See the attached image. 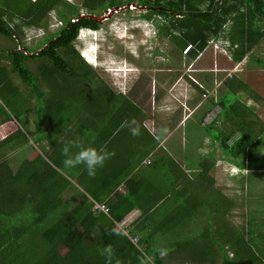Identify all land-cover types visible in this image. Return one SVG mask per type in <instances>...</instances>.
<instances>
[{"label":"trees","instance_id":"trees-1","mask_svg":"<svg viewBox=\"0 0 264 264\" xmlns=\"http://www.w3.org/2000/svg\"><path fill=\"white\" fill-rule=\"evenodd\" d=\"M61 1L0 0V34L19 40L26 25H41L45 16ZM134 1L141 5L162 6L164 10L158 12L167 18L162 22L164 36L171 34V29L179 32L178 43L182 48L187 43L196 45L188 54L194 58L211 39L224 33L225 38L237 46L233 48V58L239 61L264 37L261 22L264 0H223L219 7L216 6L219 0H82L81 6L89 16L80 17L81 11L76 7L77 18L67 16L59 35L39 53L29 54L28 49L18 50L16 46L0 48V58H6L11 64L10 70L6 65H0V95L2 100H7L5 107L0 105V264H105V256L101 253L109 245L113 250L112 264H117V261L119 264H168L165 256L151 244L150 240L155 241V238L134 237L139 239L135 244L126 232L118 228L115 220L126 211L112 213L114 220L106 215L90 220L92 215L85 205V199L89 197L75 183L77 192H81L84 199L69 208L62 194L72 181L58 169L64 165L62 149L69 144L67 137H85L90 132L93 147L97 149L114 130L122 127L126 119H139L143 113L135 101L125 94L117 96L113 88L97 77L73 45L80 26H100L101 23L90 16L98 9ZM170 8L173 12H169ZM143 16L152 17L148 14ZM17 19L18 23L14 24L12 21ZM29 59H41L37 73L27 64ZM254 60L264 65V59L256 57ZM11 72L37 96L38 105L34 110H37L39 121L33 143L29 135L12 121L14 117L21 119L24 107L22 99L14 100L23 93L13 84ZM92 84L102 86L107 95H112L103 98L107 102L95 115H89L87 102L73 94L79 91L85 100H92L87 90ZM254 94L248 82L228 77L220 90L210 96L211 102L204 106L198 121L199 131L207 133L220 146L230 163L258 172L264 170V121L247 105L246 97ZM116 100L119 102L113 105ZM218 106L222 113L215 120L204 123L203 119L212 107ZM82 113L86 115L87 129L73 118ZM249 118H253L252 121ZM57 122L69 127V132L62 136L64 138L59 136L63 128L54 126ZM99 123L103 129L96 134ZM45 140H48L50 150L43 143ZM203 140L197 137L196 142ZM19 141L31 143L22 160L15 156V144L22 143ZM37 142L39 147L35 144ZM4 148L6 153L2 154ZM10 151L14 152L13 158L8 155ZM71 151L74 152L72 148ZM199 164L203 166V179L214 182L208 174L214 164L212 167ZM173 166L177 169L175 164ZM175 169L168 168L167 181L161 183L172 199L174 183L169 177L173 179ZM195 186L199 188L198 184ZM84 190L95 195L88 187ZM179 193L183 192L179 190ZM192 194L188 198L190 205L183 207L184 221L177 222L172 216L167 222L172 228L169 231L173 233L181 225L183 227V235L173 237L175 250L182 258L187 254L192 264H217L219 259H222V264H264V195L262 208L248 213L246 222L233 226L220 212L215 220L211 218L212 208L194 197V192ZM73 197L78 199L77 196L70 199ZM202 213L207 216L206 227H199V220L190 222L200 218ZM152 218L155 220V215ZM189 226L193 231L189 232L192 230ZM114 231L121 234L114 235ZM153 234L149 231L150 236Z\"/></svg>","mask_w":264,"mask_h":264},{"label":"rangeland","instance_id":"rangeland-1","mask_svg":"<svg viewBox=\"0 0 264 264\" xmlns=\"http://www.w3.org/2000/svg\"><path fill=\"white\" fill-rule=\"evenodd\" d=\"M81 2L82 0L61 1L56 8L45 16L41 25H26L23 34L19 36L17 41L5 38L0 34V48L16 46L18 50L28 49L29 54L39 53L59 35L66 24L67 16H70V19H76L77 9L81 11L80 17L89 16V13L82 8ZM202 6L204 7V5ZM143 10H148V7L140 6L134 1L132 3L126 2L120 7L98 9L90 16L97 19L102 25L108 24L107 26L105 25L108 29H111V22L115 21L120 25L119 29L125 32L129 31V26L148 20L143 16L144 14L151 15L153 18H158L159 16V13L155 10L147 13H144ZM169 12H173L172 8L169 9ZM161 19L163 21L167 18L165 15H161ZM18 21L19 19L12 22L17 24ZM156 31L157 28L154 30L151 26L146 25L144 29H139L135 32V37L137 38L145 35L142 40L131 41L126 39L123 42L114 38L112 45L103 44L100 55L104 61L99 62L102 66H98L95 69L92 68V70L97 74V77L103 79L108 86L113 88L117 96L125 94L146 112L151 111L149 110L151 106L164 105L160 107L161 110L169 111L171 109L170 111H174L177 109L185 113L191 112L189 111L191 106L188 109L187 106L189 105H186V103L201 105L198 110H193L195 112L193 114V124L189 122L187 127V129L195 127L196 133H198V128L195 121L196 119L199 120L204 106L207 103L210 104V96L220 90L223 81L227 79L226 77L234 76L235 79L248 82L252 86L255 94L246 97L247 105L252 107L253 111L264 121V65L254 60L256 57L264 59V38L253 47L247 58L238 61L233 58V48L237 46L225 38L224 33V35L220 34L211 39L198 57L194 58L188 55L187 52L185 53V47L182 48L179 45V32L171 29V34L161 36ZM155 35L157 37L156 40L154 38ZM139 43L145 45H138ZM73 45L80 48L78 41ZM41 63V59H29L27 61V64L35 73H37L38 66ZM0 65H6L8 70L11 69V64L6 58H0ZM10 75L13 84L23 93L14 97V100L22 99V107H24L20 114L21 128L25 132L30 131L35 134L37 123L32 120L30 124H25V119L27 117L36 119L38 117L37 111H34L38 105L37 96L16 74L11 72ZM87 90L89 91V98L92 99L90 101L85 100L86 97L79 91L73 94L82 97L87 102L88 106L86 108L89 110V115L90 113L95 115V112L103 109L107 102L103 98L112 95H107L106 89L96 84H92ZM204 92L208 95L203 94ZM1 97L3 96L0 95V105L2 104L5 107L7 100L4 98L2 100ZM117 100L114 101L113 105L119 102ZM220 110V106L212 107L209 115L205 116L206 118L204 117L203 122L208 123L213 118L218 117ZM9 111L13 112L12 109ZM73 118L77 120L78 124L84 125L86 129L88 128V122L84 119L86 115L82 113L74 115ZM252 119L249 118V121H252ZM78 124L70 125L75 126ZM102 129L103 125L99 123L96 128V134L100 133ZM33 136H29L31 142L34 140ZM197 137L193 135L194 142L197 141ZM77 140L82 143L83 147H89L92 142V134L88 132L85 137H79ZM36 145L39 147V142ZM72 149L75 152L78 151L77 148ZM172 149L174 148L172 147ZM195 149L193 147L190 150V155H188L193 163L189 162L184 167L192 180V192L195 193L194 188L198 184L199 192L195 194L208 207L212 208L209 215L211 218L214 217L215 220L216 215H219L220 212L231 225L238 226L246 222L248 213L259 211L262 208L264 170L251 171L230 163L225 153H222L220 146L213 140H208V138L198 142L199 153L197 157ZM175 150L176 153L179 152L177 149ZM2 154H5V148L2 150ZM8 155L12 158L14 157V154ZM179 156L178 158L176 157V160L182 161L183 155L180 154ZM196 161L197 163H195ZM200 162L211 167L214 164L211 169L209 168L208 173L214 179V182L211 183L205 178V180L203 179V166L199 164ZM70 186L73 187L74 183L71 182ZM214 208L218 210H214ZM206 217L203 213L200 219L198 217V226H207ZM181 236L180 234L177 237ZM154 242L159 246L158 250L161 248L167 249V254L164 256L168 264H192L187 254H184V258H182V255L175 251L173 238L162 237L159 239V243L157 239ZM232 255L233 253L230 252V256ZM221 262L222 259H219L217 264H222L223 262Z\"/></svg>","mask_w":264,"mask_h":264},{"label":"crops","instance_id":"crops-1","mask_svg":"<svg viewBox=\"0 0 264 264\" xmlns=\"http://www.w3.org/2000/svg\"><path fill=\"white\" fill-rule=\"evenodd\" d=\"M139 5L143 7H149L146 13L152 10H155L157 13H159L158 18L155 19H152L153 17H144L146 19H150L149 25H151L154 30L157 28L156 33L164 36V31L162 32L161 30H163L162 22H165V19L162 21L161 15L163 14L158 12V10L163 11L164 8L162 6H149L143 4ZM261 19V22L264 25V14L261 15ZM147 21L148 20H145L140 24H135L132 26L134 30H132V34L127 40H136V30L144 29L147 25ZM144 37L145 35L140 36L139 40H142ZM154 38L155 40L157 39L156 35ZM247 57L248 53L242 60ZM187 104L189 105L187 106L188 109L191 106L189 110L191 112L183 113L177 109L174 111L161 110L160 107L164 105L155 107L151 106V109L149 108L151 111L146 112L144 110L139 119H126L123 124L134 121L135 123L132 126H140V135H131L130 129L128 127H120L114 130L112 136L109 139L107 138V140L101 142L99 145L100 147L97 148L98 150L103 149L104 151L108 152L110 159L106 161L103 168L97 169L95 176H89L84 165H78L74 168H65L63 165L62 168H58L67 178H69L73 183L77 184L81 191L86 193V197H89V199H85V205L89 208V211L92 215L89 217L90 220L97 217H102L104 215L108 216L109 218L113 217L112 219L114 220L115 218L112 216V213L118 214L126 211L124 214H122L120 219L115 221H117L118 228L126 232L127 235L131 237L132 241L134 237H138L139 239L143 237H152L158 239L157 242L159 243V239L162 237L175 238L180 234L183 235L182 225V229L178 228L173 230V233L172 231H169V229L172 228L167 224V222L172 216L177 222L184 221L182 218V216H184L183 207L184 205H190L188 198L193 195V189L191 188L192 180L189 178V175L184 167L189 162L193 163L188 157L191 152L190 150H192L193 147L196 148V157L199 153L198 143L193 142L192 137L195 135L201 139L208 138V140H212L211 137L207 135V133L199 131L200 123L198 122V119L195 121L197 124L198 133H196L195 127L193 129L191 127L187 129L189 122L190 124H193L194 121L193 114L195 112L193 110L196 111L200 108L199 104L186 103V105ZM220 113H222V108ZM32 120H34L36 123L39 121L37 118L34 119L33 117H27L25 119V124H30ZM12 121L17 123V125H19L21 128L22 123L20 120L14 118ZM54 126H57V128L59 126L63 128L61 135H59L60 137H62L64 134L66 135L69 132V127L65 128V125L62 126L61 123L57 122V124ZM164 128L167 129V132L161 135V129ZM26 133L29 134V136L33 134V132L30 131ZM78 137L81 136L67 137L68 143L70 144V141H78L74 140ZM188 139L191 141H189L191 147H187V144L189 143ZM45 141L43 143H45ZM47 141L45 144L49 146L47 149L50 150V144ZM33 142L35 141L33 140L31 143ZM31 143L22 142L20 143L21 145H19V143L15 144V156L17 159L22 160L26 157V152L28 151ZM93 146L94 143L91 142L89 147ZM172 147L174 149H172ZM181 148L184 149V152ZM175 149H177L179 152L176 153ZM73 153H75V151ZM10 154H14V152L10 151ZM180 154L183 155L182 161H177L176 157H180ZM7 157L8 155H5V158ZM195 163H197V161ZM173 164L176 165L178 170L174 168ZM17 167L18 164L16 165L15 170ZM170 167L175 169L173 179L171 176L169 177L174 183L173 199L170 198V194L164 190V185L161 186V183L167 181L168 174L170 173L168 168ZM175 176L177 178H175ZM84 187H88V190L93 191L95 195H91L86 192ZM194 189L195 193L199 192V188H196V186ZM179 190L183 193H179ZM195 193L194 197L199 198ZM72 196H77L78 199H75L74 197L70 199ZM62 198H64V201H67L69 208L75 206L74 204L76 203H81L84 199L82 193L77 192L75 186L71 187L70 184L68 185V189L64 190ZM97 200L100 203L107 204L109 208L108 211L95 210V204L98 202ZM185 200L186 202H184ZM155 201L157 204H154ZM125 204L126 207L130 208H126ZM154 215L155 220L152 218ZM199 219L196 218L190 222L198 221ZM186 220L188 221L189 219ZM205 220L207 223V217ZM164 223H166V225ZM149 231H153L154 234L150 236ZM191 231H193V229L189 232ZM139 239L136 242H133L138 244ZM150 242L153 247H159L153 240H150Z\"/></svg>","mask_w":264,"mask_h":264},{"label":"clouds","instance_id":"clouds-1","mask_svg":"<svg viewBox=\"0 0 264 264\" xmlns=\"http://www.w3.org/2000/svg\"><path fill=\"white\" fill-rule=\"evenodd\" d=\"M68 1H72V0H68ZM222 3L223 0H219L216 6L219 7L220 5H222ZM144 7H148V6H144ZM143 11L144 13H146L147 10H143ZM149 20L150 19H148L147 21V25L151 26L149 25L150 23ZM105 25L107 26L108 24ZM105 25L100 24V26L97 28L89 25H82L80 26L78 33L75 39L73 40V44H75L78 41V46L80 48L77 47L75 48L79 52V55H81L84 59L81 56L80 57L83 59L84 62H86L91 68L94 69L97 68L98 66H102V64H100L99 62L104 61V59L100 55V52H102L103 49V44L112 45L114 38L125 42V40L128 39V37L132 34V30H134L132 28V26L134 25H131L129 26V31L122 32L119 29L120 25L117 24L115 21L111 22V29H108ZM189 44L195 45L194 43H189ZM138 45H145V44L139 43ZM188 45H186L185 48ZM193 49H191L190 51H192ZM189 52H187V54H189ZM203 94H205L206 96L208 95L206 92H204ZM170 110L171 109H169V111ZM134 123H135L134 121L128 122L123 124L122 127H128L130 129L131 135L138 136L140 135V126L139 125L132 126ZM166 132H167L166 128L161 129V135L165 134ZM73 147L77 148L78 151L72 153L71 148ZM62 155L65 156V159L63 161L65 168H74L78 165H84L89 176H95L97 169L103 168L105 166L106 161L110 159L109 153L104 151L103 149L98 150L94 147H83L82 143L79 141L66 144L62 149ZM112 234L120 235L121 233L114 231ZM159 252L162 256H164L167 254V249L161 248L159 249ZM101 254L105 256V264H112L113 250L110 245L105 247V249ZM117 264H119V261H117Z\"/></svg>","mask_w":264,"mask_h":264},{"label":"built area","instance_id":"built-area-1","mask_svg":"<svg viewBox=\"0 0 264 264\" xmlns=\"http://www.w3.org/2000/svg\"><path fill=\"white\" fill-rule=\"evenodd\" d=\"M195 48V45L193 44H189L186 48H185V52H189L191 49ZM108 206L105 203H96L95 204V210H104V211H108ZM127 226V225H126ZM137 238H133V241H137Z\"/></svg>","mask_w":264,"mask_h":264},{"label":"bare ground","instance_id":"bare-ground-1","mask_svg":"<svg viewBox=\"0 0 264 264\" xmlns=\"http://www.w3.org/2000/svg\"><path fill=\"white\" fill-rule=\"evenodd\" d=\"M100 19H101V18H100ZM102 20H103V19H102ZM187 56H188V55H187ZM213 110H214V109H213ZM220 111H221V110H220ZM209 120H211V119H209ZM214 120H215V119H214ZM231 140H232V139H231ZM231 140H230V141H231ZM97 201H98V200H97ZM98 202H99V201H98ZM99 203H100V202H99ZM94 204H95V203H94Z\"/></svg>","mask_w":264,"mask_h":264}]
</instances>
